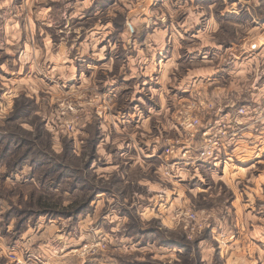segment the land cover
<instances>
[{
  "label": "clouds",
  "instance_id": "9594fccd",
  "mask_svg": "<svg viewBox=\"0 0 264 264\" xmlns=\"http://www.w3.org/2000/svg\"><path fill=\"white\" fill-rule=\"evenodd\" d=\"M0 264H264V0H0Z\"/></svg>",
  "mask_w": 264,
  "mask_h": 264
}]
</instances>
